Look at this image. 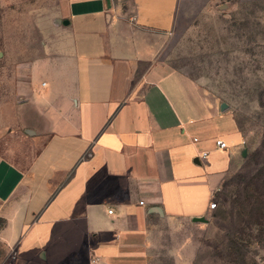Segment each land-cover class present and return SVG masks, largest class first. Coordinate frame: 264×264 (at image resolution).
Instances as JSON below:
<instances>
[{"label": "crops", "instance_id": "crops-1", "mask_svg": "<svg viewBox=\"0 0 264 264\" xmlns=\"http://www.w3.org/2000/svg\"><path fill=\"white\" fill-rule=\"evenodd\" d=\"M36 1L43 56L9 132L39 145L0 150V264H148L152 220L211 211L236 124L157 60L179 0Z\"/></svg>", "mask_w": 264, "mask_h": 264}, {"label": "rangeland", "instance_id": "rangeland-1", "mask_svg": "<svg viewBox=\"0 0 264 264\" xmlns=\"http://www.w3.org/2000/svg\"><path fill=\"white\" fill-rule=\"evenodd\" d=\"M40 2L0 7V150L39 145L9 129L28 97L30 65L43 56ZM174 20L157 60L189 75L215 104L227 103L246 155L239 150L204 221H151L148 264H262L264 225L246 228L241 250L230 251L253 182L264 177V0H179Z\"/></svg>", "mask_w": 264, "mask_h": 264}, {"label": "trees", "instance_id": "trees-1", "mask_svg": "<svg viewBox=\"0 0 264 264\" xmlns=\"http://www.w3.org/2000/svg\"><path fill=\"white\" fill-rule=\"evenodd\" d=\"M253 193L248 196L247 204H248V213H241L238 222L235 224L233 229V235L235 240L231 246V249L234 251H230V254L238 253L240 249L239 240H244L246 235L245 229H251L253 226L260 227L264 225V177H257L253 182L252 187ZM245 200L243 201V204Z\"/></svg>", "mask_w": 264, "mask_h": 264}, {"label": "built area", "instance_id": "built-area-1", "mask_svg": "<svg viewBox=\"0 0 264 264\" xmlns=\"http://www.w3.org/2000/svg\"><path fill=\"white\" fill-rule=\"evenodd\" d=\"M193 140L197 141V138H194ZM215 146L217 149H220V151H221V150L227 149L228 144L223 139L217 138V139H215ZM201 155H202V158L205 159L207 156V152L204 151ZM214 199H215V197H213V199L209 203V209H211V210H213L217 207V201ZM108 211L111 213V210H108Z\"/></svg>", "mask_w": 264, "mask_h": 264}, {"label": "water", "instance_id": "water-1", "mask_svg": "<svg viewBox=\"0 0 264 264\" xmlns=\"http://www.w3.org/2000/svg\"><path fill=\"white\" fill-rule=\"evenodd\" d=\"M64 23H67V21H64ZM227 107H228V105H227V103H225V102H222V103L220 104V109H221V111H224ZM245 155H246V150L243 149V150H242V156H245ZM204 220H205L204 217H198V218H194V219H193V221H204Z\"/></svg>", "mask_w": 264, "mask_h": 264}]
</instances>
